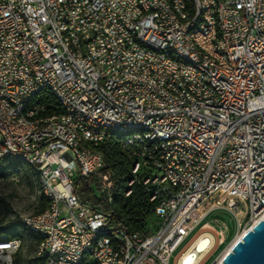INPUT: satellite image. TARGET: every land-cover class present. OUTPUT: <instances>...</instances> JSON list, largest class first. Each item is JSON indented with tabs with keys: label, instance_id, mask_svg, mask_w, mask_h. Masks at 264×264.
Masks as SVG:
<instances>
[{
	"label": "built area",
	"instance_id": "2783aa9c",
	"mask_svg": "<svg viewBox=\"0 0 264 264\" xmlns=\"http://www.w3.org/2000/svg\"><path fill=\"white\" fill-rule=\"evenodd\" d=\"M223 1L227 45L222 48L235 55V64L212 67L183 42L182 28L191 22H175L161 0H0V107L9 112V120H0V154L28 153L53 196L43 219L19 218L46 229L43 250L34 252L39 264H65L52 258L57 246L81 256L96 226L119 233L121 252L102 240L87 264H170L171 258L173 264H203L215 241L225 239L222 226L202 227L209 211L230 214L234 240L264 217V0ZM208 3L196 4L197 10L207 9L201 33L207 44ZM136 5L149 10L148 21L131 23ZM134 37L158 44L160 54L135 48ZM167 47L193 56L208 77L169 60ZM173 70H183L187 81L173 77ZM155 75H163L164 84H156ZM41 79L66 97L65 119L28 133L17 107ZM184 83L198 85L208 99L185 93ZM42 108L37 100L30 115ZM76 115L122 126L146 123L153 133H168L169 144L148 148L118 140L130 168H141V187L149 181L143 189L147 197L162 195L146 229L114 222L107 205L111 175L97 154L72 137L69 120ZM88 134L96 145L106 139L103 133ZM153 154H161L160 165H153ZM79 178L86 179L94 202L75 193ZM161 179H170V186L159 188ZM199 238L205 241L201 248ZM21 245V238L0 243V262L16 264Z\"/></svg>",
	"mask_w": 264,
	"mask_h": 264
},
{
	"label": "bare ground",
	"instance_id": "6f19581e",
	"mask_svg": "<svg viewBox=\"0 0 264 264\" xmlns=\"http://www.w3.org/2000/svg\"><path fill=\"white\" fill-rule=\"evenodd\" d=\"M132 2H147V0H132ZM168 15L180 24H188L183 26L182 35L183 42H186L190 51L194 52L196 57H200L203 61H208L212 67H223V63L235 64V55L230 54V50L222 48L227 45V36L224 30V1L223 0H209L208 3V17L210 19L208 44L201 39L202 30L206 28L207 9H198V6H205V0H161ZM150 19L149 10H145L143 5H136V12L131 16V23H141ZM134 47L142 48L149 54H160V46L153 42H146L144 38L134 37ZM212 47V50L209 48ZM165 56L177 64L183 66L185 70L196 72L197 76L208 77V69L195 60L193 56L188 55L181 48L167 47L165 49ZM173 77H180V81H187V74H183V70H173ZM156 84H164L163 75H155ZM43 90L48 91L52 97L59 103L61 108H67V99L63 93L58 91L57 85L48 79H41V86L29 88L27 94L21 98L19 106L17 107V115L21 119V128L28 133H40L44 131L48 124L54 121H62L65 119V110L61 112H47V108L40 109L39 113L30 115V110L33 104L38 100L39 95ZM185 93L190 94L197 100H207L208 92H202L198 85L192 83H184ZM0 120H9V112L6 108L0 107ZM80 124H85L86 129H82ZM69 128L72 129V137L75 142H79L83 149L92 154H97L99 164L105 166V162L101 152L96 150V143L94 137L90 132L103 133L104 137H108L114 133H120L119 138L122 141L129 143H140V148H148L150 146H161L169 144V135L166 132L153 133L152 126L146 123H131L127 126L117 123H106L97 121V119H89L88 116L76 115V120H69ZM117 136V135H116ZM8 156L11 158L20 159L25 162L37 174L40 194L46 197L49 203H53V196L47 193V179L41 174V168L37 165V161L32 159L28 153H2L0 157ZM161 154H153V165H160ZM106 168V167H105ZM131 178L130 182L140 183L141 168L139 166H132L130 168ZM110 174V184H114L113 174ZM129 184V181H128ZM144 189H149V181H142ZM170 186V179H161L159 181V188H166ZM129 193V189L125 194ZM149 201L153 202V207H158L162 202V195L148 196ZM112 190L110 197H107L108 209L110 214H114L111 206ZM27 219L31 221H38L43 219V210L27 214ZM20 222L30 231L41 237L39 243L36 245L35 252L43 250L44 244L47 242L46 229L32 225L30 221L19 219ZM122 225V224H121ZM121 227H124L121 226ZM18 237L10 239H1L0 243H8V240H16ZM7 240V241H5ZM102 240L108 241L113 252H121L120 235L111 230L108 226H96L87 240V247L81 248V256L74 253H69L65 250V246H57L52 251V258L55 261H64L65 264H87V257L94 254V249ZM205 241L199 238L196 242L197 246L201 248ZM230 247V245H229ZM228 247V248H229ZM189 254L185 255V262L189 261ZM3 264V262H0Z\"/></svg>",
	"mask_w": 264,
	"mask_h": 264
},
{
	"label": "trees",
	"instance_id": "16d2710c",
	"mask_svg": "<svg viewBox=\"0 0 264 264\" xmlns=\"http://www.w3.org/2000/svg\"><path fill=\"white\" fill-rule=\"evenodd\" d=\"M38 101L45 104L47 112L49 113L62 111L59 103L46 90L41 91ZM119 134L120 133H114L109 135L95 147L96 150L101 152L106 164L105 167L113 174L114 184L112 188L111 206L114 210L113 215L116 216L114 218V222H119L120 226L124 225V227H128L133 230L146 229L149 223L154 220V204L153 202L149 201L146 192L143 190V186L141 187L139 182H134L131 184V191H129L128 194H125V191L129 189V178L132 176L129 169L132 161L130 156L120 146L118 141L120 140ZM25 165L26 163L20 159L11 158L8 156L0 157V175H2L7 168H22ZM31 171L35 174L37 179V174L33 169H31ZM74 191L82 201L90 203L94 202L93 197L86 187L85 178H79L76 181ZM47 203L49 202L46 200V197L40 194L39 206L33 212L43 210ZM18 219L19 218L16 217L13 219V221L17 222ZM20 224L25 229H27L21 222ZM30 233L34 240V247L36 248V245L39 243L41 237L33 232ZM17 236L21 237L17 232L3 231L2 228H0V237H4L0 239H10ZM18 255L19 251L15 255L16 264H19ZM35 259L37 264H39L40 259L36 257Z\"/></svg>",
	"mask_w": 264,
	"mask_h": 264
},
{
	"label": "rangeland",
	"instance_id": "374dc122",
	"mask_svg": "<svg viewBox=\"0 0 264 264\" xmlns=\"http://www.w3.org/2000/svg\"><path fill=\"white\" fill-rule=\"evenodd\" d=\"M39 197V184L27 164L22 168H7L0 175V228L3 231L20 234L21 237L17 236L22 239L18 255L19 264H37V261L34 257L35 247L31 233L20 224L19 219L17 222L13 219L32 213L39 206ZM203 221H210L215 226H222L225 229V240L222 243L215 241L211 248L212 251L208 252L209 256L205 255L207 258L203 263L217 264L221 255L234 241L233 234L236 225L230 214L223 209L209 211ZM170 264H173L172 258Z\"/></svg>",
	"mask_w": 264,
	"mask_h": 264
},
{
	"label": "water",
	"instance_id": "95a60500",
	"mask_svg": "<svg viewBox=\"0 0 264 264\" xmlns=\"http://www.w3.org/2000/svg\"><path fill=\"white\" fill-rule=\"evenodd\" d=\"M217 264H264V217L236 238Z\"/></svg>",
	"mask_w": 264,
	"mask_h": 264
},
{
	"label": "crops",
	"instance_id": "0c3cea01",
	"mask_svg": "<svg viewBox=\"0 0 264 264\" xmlns=\"http://www.w3.org/2000/svg\"><path fill=\"white\" fill-rule=\"evenodd\" d=\"M202 227L207 229V228H211V229H215L217 226H215L212 222L210 221H203L202 222ZM225 240V239H224Z\"/></svg>",
	"mask_w": 264,
	"mask_h": 264
}]
</instances>
